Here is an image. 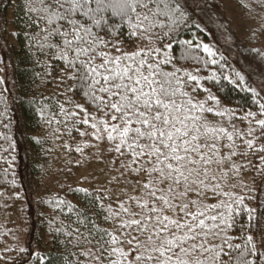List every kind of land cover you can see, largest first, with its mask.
Masks as SVG:
<instances>
[{"label":"snow or ice","instance_id":"snow-or-ice-1","mask_svg":"<svg viewBox=\"0 0 264 264\" xmlns=\"http://www.w3.org/2000/svg\"><path fill=\"white\" fill-rule=\"evenodd\" d=\"M27 9L40 49L63 62L92 108L61 106L65 121L81 137L111 145L120 161L113 179L131 192L122 191L126 199L115 208L104 203L110 196L86 192L97 214L76 212V227L67 233L72 264H264V214L232 190L233 178L247 167L236 158L259 156L264 172V103L261 118L251 111L240 117L247 130L231 120L230 130L208 121L205 114L214 109L185 90L192 81L199 86V78L176 67L199 62L193 40L179 39V0H29ZM125 33L141 42L131 51L119 46ZM174 44L183 47L179 57ZM201 47L216 56L196 43ZM226 113L231 116L215 110Z\"/></svg>","mask_w":264,"mask_h":264},{"label":"trees","instance_id":"trees-1","mask_svg":"<svg viewBox=\"0 0 264 264\" xmlns=\"http://www.w3.org/2000/svg\"><path fill=\"white\" fill-rule=\"evenodd\" d=\"M28 3L29 0H0V20L6 19L10 13L16 41L11 51L15 78L11 99L0 80V194L19 188L21 171L23 165L26 166L27 182L37 196V231L34 239L37 256L27 250L23 254L20 252L12 261L7 255L11 251L0 250V264H72L76 259L75 249L67 233L76 227V212H87L91 217L97 214V208L92 206L91 196L86 195V192L101 198L110 196L111 201L104 200V203H111L113 208L126 197L122 190L119 195L112 192L111 196L103 188L72 184L73 171L69 168L75 164L70 157L77 152V146L83 148L82 152L92 155L96 146L84 147V144L96 145L97 141L91 136L81 137L79 132L72 129L60 107L75 110L74 105L78 103L90 112L92 108L83 92L75 89L76 82L67 78L71 73L66 72L63 62L54 59L47 48L40 49L39 29L31 22ZM179 3L184 13L179 39L193 40L195 54L199 57V62L188 59L176 64V67H182L199 78V86L192 81L185 90L204 102L206 107L214 109V112L205 114L211 124L222 125L230 130L231 120L239 129L247 130L249 122L240 117L251 111L261 118L259 105L264 103V54L260 55V66L254 70L241 66L229 54L221 39L223 31L218 23L230 18L229 13L237 16L238 20L253 21V26L257 27L249 28V40L243 41L251 45L264 35V0H179ZM196 3H201L207 11L206 15L195 9ZM119 39L123 41L119 46L126 51H131L141 43L136 41L133 44L126 33ZM196 43L207 44L216 56L208 57L202 47L195 48ZM173 48L174 54L179 57L183 47L174 44ZM239 76L244 77L243 84L239 82ZM70 88L73 91H69ZM249 89H255L258 95ZM209 96L215 97V100L208 99ZM69 99L73 104L66 103ZM215 110H230L231 116L227 113L224 117L217 116ZM85 127L80 125L79 130L84 131ZM99 144L103 147V153L100 154L103 162L118 177L120 161L110 151L111 145L106 141ZM82 152L76 154L80 157ZM60 153H65V157L60 159ZM64 159L63 168H68L63 174L64 169L56 171V165L59 166L60 160ZM113 160H116L115 164ZM236 163L247 167L233 178L232 183L236 187L232 190L245 196V205L258 209L257 215L264 214V172L259 171V156L236 158ZM55 171L58 173L57 178L54 177L49 184V178ZM121 187L131 194L122 182ZM60 201L65 203L61 204ZM69 205L72 206L71 210ZM240 220L243 223L246 214ZM101 226L108 227L107 224Z\"/></svg>","mask_w":264,"mask_h":264},{"label":"rangeland","instance_id":"rangeland-1","mask_svg":"<svg viewBox=\"0 0 264 264\" xmlns=\"http://www.w3.org/2000/svg\"><path fill=\"white\" fill-rule=\"evenodd\" d=\"M199 1V0H196ZM195 9L207 13L201 3H196ZM230 18L225 20L218 19V25L221 26L223 35L221 38L229 52L235 57L239 64L249 70H254L260 66V55L264 54V35L257 38L251 45H247L243 41L248 42V32L255 29L253 21L238 20L234 14H228ZM16 45L15 32L12 27L11 15L4 20H0V47H1V68L0 80L5 88L9 99L14 95L15 78L13 69V58L11 55L12 48ZM103 147L96 142V148L93 154L90 152H82L80 157L75 153L70 158L75 165L69 170L73 171L72 184L76 186H95L103 188L112 196V192L116 195L120 194L121 182L118 183L113 179L115 173L109 170V166L103 162L100 156ZM65 157V153H60L59 158ZM65 159L60 160L59 166L56 165V171L64 169ZM23 164V163H22ZM68 167H65L67 169ZM63 170V174L65 172ZM54 172L49 178V184L52 183L54 177L57 178L58 173ZM26 166L23 165L21 171L20 186L16 190L4 195L0 194V250L10 252L7 254L14 261L16 257L25 251H30L33 256H37L34 239L37 231L36 216L37 196L32 192L27 182ZM62 176V175H61ZM63 180V178H60ZM112 181L109 183V181Z\"/></svg>","mask_w":264,"mask_h":264}]
</instances>
